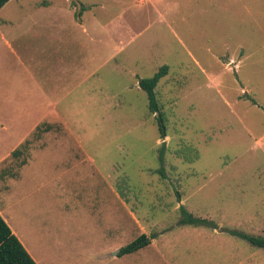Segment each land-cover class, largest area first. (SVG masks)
<instances>
[{
	"label": "rangeland",
	"instance_id": "obj_1",
	"mask_svg": "<svg viewBox=\"0 0 264 264\" xmlns=\"http://www.w3.org/2000/svg\"><path fill=\"white\" fill-rule=\"evenodd\" d=\"M163 66L166 138L139 86ZM0 124V212L38 264H264L224 231L264 237V0H11ZM143 234L172 255L119 256Z\"/></svg>",
	"mask_w": 264,
	"mask_h": 264
},
{
	"label": "trees",
	"instance_id": "obj_2",
	"mask_svg": "<svg viewBox=\"0 0 264 264\" xmlns=\"http://www.w3.org/2000/svg\"><path fill=\"white\" fill-rule=\"evenodd\" d=\"M11 0H0V10ZM169 67L163 66L159 72L152 78L141 79L139 81V86L144 90L149 98V109L151 113L157 114V119L160 125V132L162 136H166V128L163 113L161 111V106L157 99L156 88L158 84L168 75ZM249 100L255 105H259L257 101L251 97ZM19 153V150H15L13 155ZM163 164V154L160 157ZM164 173V172H163ZM162 173V174H163ZM165 176V174H164ZM182 214V219L179 221V225H189L195 227H210L212 229H217L218 226L211 220L206 218L196 217L192 213L188 212L187 209L182 205L180 207ZM231 235L240 237L255 247L264 249V237H256L247 235L245 233L234 231V230H224ZM147 235L143 234L136 238L134 241L121 248L119 251V256L129 255L138 252L149 245H151V239ZM0 264H38L28 250L25 248L20 239L13 233L11 227L0 214Z\"/></svg>",
	"mask_w": 264,
	"mask_h": 264
},
{
	"label": "crops",
	"instance_id": "obj_3",
	"mask_svg": "<svg viewBox=\"0 0 264 264\" xmlns=\"http://www.w3.org/2000/svg\"><path fill=\"white\" fill-rule=\"evenodd\" d=\"M47 87H49L48 86V84H46L45 85V88H46V90H48L47 89ZM21 98H23V97H21ZM30 99H33L32 97H30ZM29 99V100H30ZM38 103H39V105L36 107V109L38 108V109H42V112H44V109L46 108V112H47V114H50L51 113V109H52V106H51V103H49V96H45V92H43V94H42V96H41V98H39L38 100ZM21 105H24V107L25 108H27V106L29 107V111H31V112H33V107H34V102H31V103H29V105H28V103L26 102V99H22L21 100V104H20V106ZM26 105V106H25ZM34 112H37V111H34ZM2 124H0V126H1ZM39 123H34V126H31L30 127V129L31 130H37L38 128H39ZM0 214L3 216V213L2 212H0ZM4 218V217H3ZM5 219V218H4ZM7 222V221H6ZM8 223V222H7ZM10 226V225H9ZM12 229V228H11ZM13 231V233L15 234V232H14V230H12ZM16 235V234H15ZM17 236V235H16ZM18 237V236H17ZM19 238V237H18ZM20 239V238H19ZM156 238H153V239H151V242L152 241H154ZM21 241V240H20ZM151 244H153V243H151ZM24 245V244H23ZM26 248V247H25ZM29 252V251H28ZM30 253V252H29ZM133 254H136L137 255V258L138 259H145V258H147V257H154V258H156V257H160L162 260H165L166 258H167V256L169 255V256H171L172 254H166V253H163V252H152V253H150V252H143V251H138V252H135V253H132V254H129V255H133ZM32 256V255H31ZM33 257V256H32ZM35 260V259H34ZM36 261V260H35ZM37 262V261H36Z\"/></svg>",
	"mask_w": 264,
	"mask_h": 264
},
{
	"label": "water",
	"instance_id": "obj_4",
	"mask_svg": "<svg viewBox=\"0 0 264 264\" xmlns=\"http://www.w3.org/2000/svg\"><path fill=\"white\" fill-rule=\"evenodd\" d=\"M164 138H166V136H164Z\"/></svg>",
	"mask_w": 264,
	"mask_h": 264
}]
</instances>
